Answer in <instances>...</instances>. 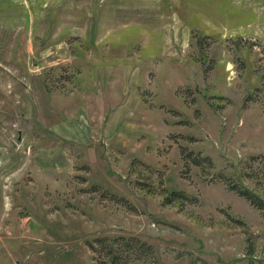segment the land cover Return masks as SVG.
<instances>
[{
	"label": "rangeland",
	"instance_id": "1",
	"mask_svg": "<svg viewBox=\"0 0 264 264\" xmlns=\"http://www.w3.org/2000/svg\"><path fill=\"white\" fill-rule=\"evenodd\" d=\"M231 183L264 200V0H0V264H264Z\"/></svg>",
	"mask_w": 264,
	"mask_h": 264
},
{
	"label": "trees",
	"instance_id": "2",
	"mask_svg": "<svg viewBox=\"0 0 264 264\" xmlns=\"http://www.w3.org/2000/svg\"><path fill=\"white\" fill-rule=\"evenodd\" d=\"M180 151L182 158L185 161H190L193 165H201L202 161H206L211 165V160L208 155L194 152L185 145L180 146ZM230 187L245 197L254 206L264 208V200L247 187L236 183H231ZM171 195L173 198H188L183 192L177 190L172 191ZM87 245L95 252L96 258L99 257L97 256V252L100 253V249L104 250V256H107V258L99 257V261L104 264H125L128 261L127 258H130L132 254L135 258L142 257L143 254L153 255L152 245L137 236H125L122 234L113 237L96 236L92 240H87Z\"/></svg>",
	"mask_w": 264,
	"mask_h": 264
}]
</instances>
